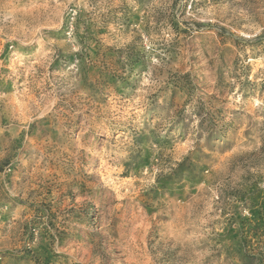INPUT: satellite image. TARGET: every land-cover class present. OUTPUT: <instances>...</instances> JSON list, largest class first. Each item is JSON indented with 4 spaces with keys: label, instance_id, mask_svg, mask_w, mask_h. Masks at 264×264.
Wrapping results in <instances>:
<instances>
[{
    "label": "rangeland",
    "instance_id": "obj_1",
    "mask_svg": "<svg viewBox=\"0 0 264 264\" xmlns=\"http://www.w3.org/2000/svg\"><path fill=\"white\" fill-rule=\"evenodd\" d=\"M0 264H264V0H0Z\"/></svg>",
    "mask_w": 264,
    "mask_h": 264
}]
</instances>
